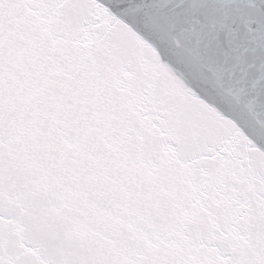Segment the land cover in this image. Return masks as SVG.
I'll list each match as a JSON object with an SVG mask.
<instances>
[{
  "label": "snow or ice",
  "instance_id": "obj_1",
  "mask_svg": "<svg viewBox=\"0 0 264 264\" xmlns=\"http://www.w3.org/2000/svg\"><path fill=\"white\" fill-rule=\"evenodd\" d=\"M0 264H264V0H0Z\"/></svg>",
  "mask_w": 264,
  "mask_h": 264
}]
</instances>
